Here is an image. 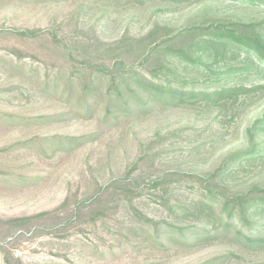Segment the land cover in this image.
<instances>
[{"label": "rangeland", "instance_id": "374dc122", "mask_svg": "<svg viewBox=\"0 0 264 264\" xmlns=\"http://www.w3.org/2000/svg\"><path fill=\"white\" fill-rule=\"evenodd\" d=\"M211 20L253 23L263 31L264 7L238 0H0V219L47 211L55 218L53 224H59L49 232L18 230L4 240L0 231V245L10 248L17 264H196L223 253L229 254L213 264H264V249L246 250L224 240L155 246L144 234L152 227L140 229L137 216L169 218L163 200L183 202L198 194L188 174L223 167L225 157L251 143L264 149V132L254 134L252 141L246 134L264 115V65L236 48L216 62L205 55L207 66L187 65L167 55L175 75L165 78L175 86L250 90L238 94L233 115L229 110L212 118L217 107L206 113L198 101L156 105L123 115L93 136L104 114L99 92L86 95L85 101L95 107L84 115L75 102L87 77L58 57L55 46L60 43L50 34L28 39L11 31L43 29L57 34L62 44L100 45L98 41L110 42L125 33L141 36L155 23L178 30ZM93 81L98 90L105 89V77ZM54 113L64 115L32 119ZM28 118L31 122H21ZM54 133L87 136L69 149L22 144L33 135ZM142 152L148 158L130 174L140 178L135 187L127 190L115 183L101 206L92 208L87 197L95 188L124 177ZM170 171L179 174L166 187L150 185L155 176ZM221 181L238 191L263 185L264 155L228 160ZM79 199H87L80 212ZM0 264H7L1 249Z\"/></svg>", "mask_w": 264, "mask_h": 264}, {"label": "trees", "instance_id": "16d2710c", "mask_svg": "<svg viewBox=\"0 0 264 264\" xmlns=\"http://www.w3.org/2000/svg\"><path fill=\"white\" fill-rule=\"evenodd\" d=\"M252 6H263L264 0H238ZM13 34L20 38L36 39L50 34L57 41L55 50L62 61L68 62L71 69L79 71L85 82L75 103L81 104L84 115L94 112V103L91 105L86 99L87 94L99 92L104 105V114L98 118V127L91 135L96 136L101 128L109 127L123 115L136 114L150 110L156 105L191 103L198 101L202 110L207 113L212 107H217L212 118H219L224 112L235 114L239 93L250 90L244 87H220L216 89H195L175 86L166 75L174 77L175 70L167 62V55L176 56L187 65L203 63L205 55H211L216 62L217 57L226 54L229 48L243 50L252 54L258 64L264 65V30H258L253 23L225 22L211 20L203 24H191L175 30L167 25L155 23L150 30L138 37H131L127 33L110 41L88 45L82 42L62 44L60 37L53 32L43 29H13ZM58 46V48H57ZM142 69V71L140 70ZM173 74V75H172ZM101 76L106 78L104 90H98L93 81ZM165 78V79H162ZM97 90V91H96ZM70 93L67 94L69 96ZM234 109V111H233ZM7 113H3L6 115ZM63 113L40 115L32 117L46 121L63 116ZM7 116V115H6ZM208 116H211L208 114ZM223 116H226L223 115ZM10 117H4V120ZM21 122H31V118ZM264 132V115L256 120L255 125L246 129V134L252 141V136ZM87 135L66 136L62 134L33 135L23 141V145L37 143V148L43 150L44 144L48 149L71 148L83 143ZM21 142L15 143V145ZM264 155V149L251 143L245 149L230 153L224 159L223 167H215L205 173L188 174L193 178L192 188L197 195L186 201L163 200L169 212V218L156 220L138 213L141 225L152 227L151 233L146 231L155 246L171 244L179 247L195 246L200 242L224 240L246 250L264 249V184L252 185L245 191L233 190L221 181V175L228 167V160H237L240 157L257 158ZM148 158L145 152L140 153L125 172L124 177L111 180L95 188L89 198V204L97 210L104 202L106 193L115 183L129 190L140 180L130 176L131 172ZM177 171L164 172L155 176L151 181L152 187H166ZM223 180V179H222ZM87 199L76 202V210L82 211ZM54 216L42 211L31 216L15 217L7 221L0 219V231L3 240L13 235V232L28 229L49 232L59 226L53 221ZM145 222V223H144ZM6 226V227H5ZM136 228L135 232H138ZM12 240V239H9ZM12 247V246H11ZM7 264H17L18 259L9 247L0 245ZM223 253L196 264H213Z\"/></svg>", "mask_w": 264, "mask_h": 264}]
</instances>
